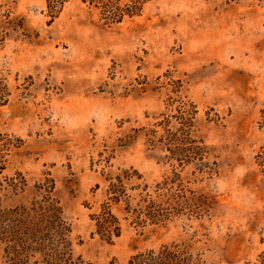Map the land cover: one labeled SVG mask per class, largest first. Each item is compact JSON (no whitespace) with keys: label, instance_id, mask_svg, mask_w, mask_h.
<instances>
[{"label":"rangeland","instance_id":"obj_1","mask_svg":"<svg viewBox=\"0 0 264 264\" xmlns=\"http://www.w3.org/2000/svg\"><path fill=\"white\" fill-rule=\"evenodd\" d=\"M0 27L11 91L0 132L20 142L0 178L27 181L0 192L3 209L31 207L47 194L37 186L53 187L84 264H129L185 241L199 264L261 262L264 0H151L112 25L82 0H0ZM173 142L201 150L180 164ZM130 169L142 175L126 184L131 208L144 184H162L153 196L172 216L152 223L113 204L122 234L108 244L91 216ZM6 248L0 264H10Z\"/></svg>","mask_w":264,"mask_h":264},{"label":"trees","instance_id":"obj_2","mask_svg":"<svg viewBox=\"0 0 264 264\" xmlns=\"http://www.w3.org/2000/svg\"><path fill=\"white\" fill-rule=\"evenodd\" d=\"M151 0H82L89 9L101 12L105 24L112 25L121 23L125 18H133L141 15L147 3ZM61 6L63 3L60 4ZM55 13V12H54ZM57 13V12H56ZM7 18L10 15H6ZM55 16H53L54 18ZM9 23H11L9 21ZM0 27V47L4 44L8 35L3 34ZM11 97L9 84L4 77H0V107L6 106ZM8 134L0 132V176L8 168L9 158L13 149L20 147V142ZM187 142L169 143L174 147L168 149L172 154V160L180 164L190 163L192 155L200 148H185ZM203 156V155H202ZM16 178H0V192L10 188L15 194L24 191L27 181L20 173ZM134 177L142 178L136 170L122 171L115 179L109 180L107 190L108 200L102 205L100 214H93L91 219L96 221V234L103 241L112 244L122 234L120 220L112 211L113 204L125 202L126 211L131 210L139 217L145 216L152 223L167 221L172 212L158 203L153 193L161 190L162 184H158L157 190L149 192V186L144 184L139 194L140 200L136 208H131L132 198L128 193L126 184ZM168 187L169 182L163 183ZM6 185V186H5ZM141 185L134 186L130 190H140ZM49 186H37V191L43 195L42 201H36L31 207L18 206L12 209H3L0 198V241L7 244L6 255L10 264H32V259L39 255V261L34 264H84L80 259L75 260L71 253V226L63 217L62 208L53 198ZM162 195H159V198ZM95 235V234H93ZM129 264H199V258L192 252V245L188 242L164 245L158 250H150L133 256ZM259 264H264V257Z\"/></svg>","mask_w":264,"mask_h":264}]
</instances>
